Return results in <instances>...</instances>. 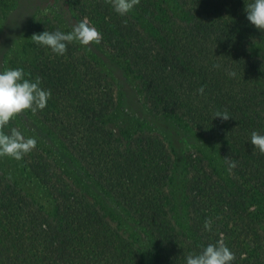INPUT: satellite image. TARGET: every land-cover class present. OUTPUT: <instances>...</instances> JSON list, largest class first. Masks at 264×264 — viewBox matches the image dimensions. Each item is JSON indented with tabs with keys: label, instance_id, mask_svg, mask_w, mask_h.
Instances as JSON below:
<instances>
[{
	"label": "trees",
	"instance_id": "obj_1",
	"mask_svg": "<svg viewBox=\"0 0 264 264\" xmlns=\"http://www.w3.org/2000/svg\"><path fill=\"white\" fill-rule=\"evenodd\" d=\"M252 2L140 0L126 16L105 0L73 5L80 21L102 33L99 45L127 62L147 108L178 118L219 153L216 167L186 151L183 174L174 172L172 151L158 135H127L111 124L113 85L72 44L58 57L37 55L34 43L32 62L18 68L51 91L35 116L78 172H62L38 143L21 159L49 208L0 172V264H146L148 243L151 264H186L189 253L220 239L235 254L233 264H264V154L250 142L252 131L264 134V32L246 18ZM216 112L231 118H213ZM174 177L182 184L185 231L172 220ZM97 188L116 214L94 197Z\"/></svg>",
	"mask_w": 264,
	"mask_h": 264
},
{
	"label": "rangeland",
	"instance_id": "obj_2",
	"mask_svg": "<svg viewBox=\"0 0 264 264\" xmlns=\"http://www.w3.org/2000/svg\"><path fill=\"white\" fill-rule=\"evenodd\" d=\"M75 2L76 0H3L0 2L2 13L7 10L3 18L0 19V72L18 68L20 61L32 62L35 42L31 40V36L34 33L57 30L64 33L70 32L72 26L80 22V18L73 8ZM10 3L11 5L6 7ZM72 46L78 56L86 57L102 74L106 75L113 85L116 110L112 113L110 120L117 130L127 135L135 133L136 130L158 135L172 151L175 173L180 171L182 174L184 173L182 155L188 150L199 151L216 167L219 166V153L208 140H203L189 130L187 125L178 118L169 114H154L147 108L137 81L129 71L125 60L116 57L99 44L85 47L79 43H72ZM258 49L264 55V44ZM35 50L37 55L60 57L46 46H40ZM14 124L26 137H35L37 143L44 149L43 152L56 161L62 172L75 178L78 171L71 154L39 118L30 111L25 112L10 122L4 131L10 132ZM0 172L12 182L18 183L20 188L30 196L32 195L38 203L49 208L51 202L44 189L29 171L24 170L21 160L17 161L7 156L0 157ZM177 179L174 177V180ZM179 180L169 187L172 220L178 229L185 231L187 229V214L183 205L182 184ZM93 195L95 198L98 197L99 203L107 208V213L116 214L114 202L108 196H104L101 190L95 189ZM105 199L108 201L106 204L104 203ZM107 204L108 206H106ZM148 246L149 243L144 247L146 250L144 261L146 264H151L152 257Z\"/></svg>",
	"mask_w": 264,
	"mask_h": 264
},
{
	"label": "clouds",
	"instance_id": "obj_3",
	"mask_svg": "<svg viewBox=\"0 0 264 264\" xmlns=\"http://www.w3.org/2000/svg\"><path fill=\"white\" fill-rule=\"evenodd\" d=\"M113 10L120 16H126L133 11L140 0H105ZM247 20L258 30L264 32V0H253L246 8ZM126 23V21H125ZM102 33L91 25L87 18L72 26L68 33L59 30L55 32L43 31L33 34L31 40L41 46H46L56 54L63 56L67 52V46L72 43H79L81 46L100 44ZM219 67V65H214ZM30 75V74H29ZM230 76H235V72H229ZM203 94V86L198 89ZM51 97V91L41 87V78L35 80L25 78L22 68L6 69L0 72V157H11L17 161L32 152L37 147L35 137H26L23 132L16 127L11 128L6 133L4 129L25 112L35 115L43 110ZM219 117L227 121L231 117L227 112H216L213 118ZM250 142L254 148L264 154V134L252 131ZM229 169L236 167V162L225 157ZM212 219L204 222L205 230H211ZM235 254L226 246L223 239L216 243H209L199 253H189L186 257V264H233Z\"/></svg>",
	"mask_w": 264,
	"mask_h": 264
}]
</instances>
